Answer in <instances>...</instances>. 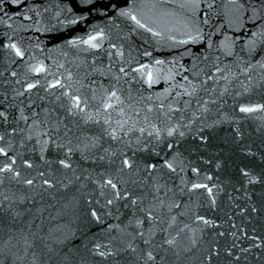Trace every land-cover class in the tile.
Masks as SVG:
<instances>
[{"label": "water", "instance_id": "95a60500", "mask_svg": "<svg viewBox=\"0 0 264 264\" xmlns=\"http://www.w3.org/2000/svg\"><path fill=\"white\" fill-rule=\"evenodd\" d=\"M208 3L213 4L211 9L207 8ZM236 3H244L247 10L236 13L232 0H199L198 8L190 6L188 0H92V4H86L84 0H25L20 6L6 0V4L0 6L7 12V16L0 12V41L3 44L16 42L26 51L21 60L12 50L0 44V100L4 101L0 104V110H6L9 119V123H0V132L8 129L11 133L13 127L17 129L5 141H0V147H6L10 142L12 147L8 149L9 156H17V170L21 171L22 176L35 178L32 188L14 180H6L4 184H0V201H3L2 194L24 197L22 203L15 200L11 209L0 210V259L4 264H31V252H36L44 264H82V261L83 264H113V261L125 264V261L135 260L130 251L120 253L109 261H101L89 251L97 241L108 242L103 231L108 224L124 228L129 217L128 210L123 208L124 201H120L117 206L124 215L117 213L113 207V215L102 216L104 223L98 224L90 216L89 208H99V205H89L88 201L100 199L101 204L104 201L97 195L98 186L83 178L91 174L96 179L106 171L115 178L122 154H127L140 164V168L134 173L127 168L121 173L128 180L126 187L138 194H145L148 197L145 204L154 202L151 200L152 195H159L165 201L157 215L162 216L166 222L160 224L158 220L157 225L164 227L166 231L157 232L153 240L158 245L162 243V237L175 239L177 246L174 251H179L180 257L158 249L154 253L157 255V264L160 255H165V264H204L205 250L216 240L223 246L233 239L231 236L218 237V232L239 229L238 247H248L251 244L249 239L243 237L245 231L249 236H264V111L242 113L239 110L241 106L264 104V10L258 11L257 18H251V7L255 5L259 10L264 0H236ZM133 6L143 22L154 31L162 33L160 37H154L144 29L136 28L127 18L118 16L119 9ZM205 13L209 21L207 24L203 23ZM237 15L240 16L239 20L236 19ZM192 26L202 30L204 39L195 44H180L179 41L188 38L187 33ZM98 29H103L110 38L101 41L103 48L99 51L81 43L88 35L96 34ZM192 34L195 35L194 32ZM8 37L12 38L11 41ZM169 37H175V40ZM209 39L213 45L211 49L207 47ZM110 42L123 44V58L115 54L116 50L108 47ZM145 51L152 55L144 56ZM108 52L112 53L111 58L108 57ZM204 55L209 59L204 60ZM158 59L165 63L157 65L155 61ZM41 62L49 72L56 74V78L72 84L68 91L75 92L78 89L77 94L88 98L85 113L92 116L93 121L99 120L102 123L110 112L113 127L116 126V120L126 117L120 116L118 110L106 112L103 109L102 97L106 91L116 90L125 99V112L132 117V121L142 122L143 117L148 115L149 122L155 123L160 129H164L170 122L163 117L156 120L155 111H147L149 105L155 106L163 101L166 106L172 104L173 107H181L184 101H192V106L185 109L184 115L193 119L194 123L188 128L179 129L185 131V137L181 138L176 134L174 138H168L166 133L161 134L165 142H178L179 151L183 153L184 171L172 174L173 180H169L166 168L158 169L154 174L160 183L168 182V189L171 190L166 195L164 191L150 193L147 188L140 186L147 184L150 187L155 182L148 179L143 164L161 163L164 158L171 160L175 152L166 150L160 157H156L154 154L135 151L140 147L136 143L137 139L143 144L146 134L141 136L138 131H134L125 136L120 133L123 140L112 141L103 132L101 124L93 121L85 123L87 117L79 112L69 115L65 108L60 107L61 104L67 105V98L56 99L64 90L48 89L45 74L37 76L29 71V65ZM139 64L151 65L147 71L159 77L151 86L146 83L147 76L143 75V70L139 73L132 72ZM121 66L128 72L127 77L118 73ZM216 67L221 72H216ZM97 69L103 70L105 74L102 75ZM12 72H16L17 76H12ZM69 73L71 80H68ZM114 74H119L121 79L116 81ZM184 76L188 77L187 81L183 79ZM224 76L228 79L225 80ZM36 79H39L42 86L27 92L26 84ZM52 79V76H47L48 81ZM206 79L207 84L200 87L201 81ZM189 81L197 85L195 96H177L178 92L183 94L185 88L191 91ZM20 92L24 95H18ZM129 92L139 102L136 105L140 110L139 115L127 106L129 101L126 97ZM93 93L95 99L92 98ZM197 100L201 104H197ZM204 101H208L210 112L206 114V119H196L195 117L200 116ZM21 110L29 118L27 122L20 118ZM45 110L51 114L48 123L33 125L34 119L45 118ZM164 111H167V107ZM34 112L39 113V116L34 117ZM57 117L60 121V137L71 140L74 147L79 144L83 149L94 137H102L99 147H89L84 151L89 159H82L79 151L71 155L74 173L58 164L49 167L39 158L36 140L47 139L41 133L49 130ZM132 121L125 128L130 127ZM175 122L176 118L173 116L171 123ZM182 123L187 124L188 120L185 119ZM65 125L70 131L66 132ZM140 126L147 127L143 123L137 125ZM107 127L108 125H103V128ZM21 129L24 131H20ZM29 134L33 136L32 140H27ZM200 135L207 137V142L200 141ZM152 143L156 144L154 137ZM33 147L36 148L35 152L32 151ZM160 148H163V144H160L157 151ZM103 149L108 151L104 152ZM99 156H105V160H97ZM22 158L32 160L36 167L27 169ZM109 161L113 163L110 164ZM5 162L6 158L0 156V165ZM192 167H198L200 174L193 173ZM37 171H44L46 175L51 172L59 183L55 188L43 191L39 187L42 181L36 175ZM244 171L248 172V176L243 175ZM77 176L81 180H77ZM208 176L212 179L208 180ZM181 179L185 181L184 184ZM133 180L137 183L133 184ZM249 180L252 182L249 183ZM192 182L207 183L213 187L216 204L211 205L203 189L190 193ZM181 188L184 189L183 192L180 191ZM173 201L180 204V207L168 212L167 205ZM7 203L4 201L5 207ZM253 206L259 211H251ZM14 211H20L21 215L15 216ZM197 213L214 220L217 226L205 227L195 221ZM172 216L176 217V223L169 227ZM185 223L189 227L180 232ZM233 223L236 229L231 227ZM147 227L148 225L144 226L145 229ZM134 230L135 226L127 228L128 232ZM111 235L116 237L113 244L117 247L131 242L134 246L148 249L138 238L131 240L119 231H113ZM22 236L28 237L32 244L28 254L24 251L26 245ZM192 239L196 241L194 245L191 243ZM48 248L52 249L51 253ZM187 248L191 251H185ZM259 251L252 249L247 254L248 260L243 264H264ZM17 256L20 259H16ZM64 256L69 257L67 262L62 259Z\"/></svg>", "mask_w": 264, "mask_h": 264}, {"label": "snow or ice", "instance_id": "6c2138e0", "mask_svg": "<svg viewBox=\"0 0 264 264\" xmlns=\"http://www.w3.org/2000/svg\"><path fill=\"white\" fill-rule=\"evenodd\" d=\"M10 2L13 5L20 6L22 5L25 0H10ZM86 4H92V0H84ZM236 13H240L241 10H247L245 8L244 3H236V0H232ZM6 0H0V6L5 5ZM188 4L192 6L193 8H198L199 0H188ZM184 5H182L183 7ZM108 7V6H103ZM113 7H115L113 5ZM213 7L212 3L207 4V8L211 9ZM99 11V9H97ZM264 10V3H261L258 8L253 5L251 7V13L252 19L257 18L258 11ZM0 12H4L3 7H0ZM4 16H7V12H4ZM118 16L122 18H127L129 21L133 22L136 26V28H141L147 31L148 33H151L154 37H160L162 35L159 31H154L152 27H150L146 22H143V20L136 14L135 8L129 7V8H121L118 11ZM25 19H31V17H24ZM2 19V17H0ZM237 20L240 19V16L237 15ZM76 21H72V23H75ZM209 21L207 19V13L204 14L203 23L207 24ZM5 23H7L5 21ZM8 27H11V25H8ZM135 29H132L134 31ZM195 33L193 35L192 33ZM5 35H7L5 33ZM187 39L179 41L180 44H189L190 42L192 44H195L198 40H203L204 36L202 34V30L198 27L192 26L191 31L187 33ZM9 41H11V37H8ZM110 39L108 37V34L103 29L96 30V34L88 35L87 39L81 40V43L86 44L89 46L90 49L93 50H101L103 48V45L101 43L102 40ZM171 40H175V37H169ZM70 43H75V41H70ZM0 44H3L2 41H0ZM212 41L209 39L207 42V47L209 49L212 48ZM3 47L8 48L12 50L17 57H19L21 60L24 59L26 55V51L16 42H10L7 44H3ZM108 47L110 49L116 50V55L123 58L124 57V51L123 44L118 43H112L110 42ZM108 57L111 58L112 53H107ZM144 56H151L152 54L148 51H145L143 53ZM204 60L209 59L207 55L203 56ZM155 63L157 65H162L165 63L163 60H156ZM29 71L32 73L37 74L39 76L40 74H45L46 79V85L48 89H62L64 91L61 92L60 96H57L56 99L60 100L61 97L67 98V105L61 104V108H65L67 113L69 115H76L78 112L84 114L87 118L85 120V123L88 121H93V117L90 115H87L85 113V109L88 107L89 100L86 97L81 96L78 93V89L75 92L68 91L67 89L72 88L71 83H66L63 81L62 78H56L55 73H51L48 71L47 67L41 62L36 65H29ZM62 67V66H61ZM151 65L146 64H139L138 67L133 68V73H139L143 70V75L147 76L146 83L151 86L153 83H155L159 77L154 76L153 72L147 71ZM111 68V65H109V69ZM216 72H221V69L219 67H216ZM97 71H100L102 75L105 73L101 69H97ZM118 73L123 74L125 77L128 76V72L125 70L124 67L118 68ZM119 74H114L113 78L116 81H119L121 79V76ZM12 76H17L16 72L11 73ZM52 76L53 79L51 81L47 80V76ZM143 78V76L141 77ZM225 80L228 79L227 76L223 77ZM184 80H188L187 76H184ZM208 79H211L209 77ZM68 80H71V73L68 74ZM20 81H17L19 83ZM128 83V81H126ZM207 84V79L201 81L200 87H203ZM40 85L39 79H36L34 82H28L26 84V91L31 92L32 90L36 89ZM82 86V85H81ZM183 87V85H181ZM189 87L191 88V91L188 90V88H185L184 93H177V96L181 95H187L188 97L195 96L197 92V85L193 84L191 81H189ZM226 90V89H225ZM167 91V90H166ZM18 95H24L23 92L18 93ZM93 99H95V93H93ZM126 99L129 101L128 108H130L133 112H135L137 115H139V108L136 106L139 102L135 101L134 98L131 96L130 92L129 95L126 97ZM114 101V102H113ZM4 101L0 100V104H3ZM197 104H201L200 100L196 101ZM212 103H215V101H212ZM102 106L103 109L108 112V110H118L119 115L122 117H126V119H118L116 120L115 124L116 126L113 127L110 115L111 113L108 112V118H105L103 122L99 120L93 121L96 124H101V128L103 132H105L108 136V138L112 141H122L123 137L120 135V133H123L125 136H127L129 133H133L134 131H138L141 136H145L146 139L144 140L143 144H141L140 140L137 139L136 143L140 145L138 149L135 151H143L148 153L149 155H155L156 157H160L162 152H165L166 150H171L175 152V155L172 157L171 160L164 158L161 163H155V162H146L143 164V170L146 172L147 177L149 180L155 181L151 184L150 187H148L147 184L140 185L141 187L147 188V191L150 193H160L161 191L165 192V195L167 194V191H170L171 189H168V182L160 183L159 180L156 179L155 173L158 169H167L169 180H173L174 177L172 174H178L179 172L184 171L183 160L182 156L183 153L179 151V144L175 140L165 142L164 139H162V132L166 133V136L168 138H174L176 134L179 135V137L183 138L185 137V131H181L179 129L188 128L192 123H194V120L189 118L188 116L184 115L185 109H188L192 106L191 100H186L183 102V105L181 107H173L172 104L165 105L163 101H161L159 104L152 106L149 105L147 108V111L149 113H153L155 111V119L161 120V117H163L164 120H167L168 124L165 125L164 129H160L156 126L155 123L149 122V116L145 115L143 117V121L135 120L132 121L131 116H127L125 112V99L121 97V95H118L116 90L106 91L104 96L102 97ZM167 107V111H164V109ZM240 112L242 113H252L257 110L264 111V104H258L254 107L252 106H241ZM52 111H55L54 109ZM46 116L44 119H34L33 125H44L48 123V120L51 118V114L48 113V110H45ZM210 112V108L208 107V101L203 102L202 110L200 111V116L195 117V113L192 115L196 119H206L207 115ZM34 117H38L39 113H33ZM173 116L176 118L175 123H171L173 121ZM22 120L27 122L29 119L27 116L23 115V111L21 110V117ZM185 119L188 120L187 124H183L182 121ZM129 121H132V124L130 127L125 128V125L128 124ZM163 122V120L161 121ZM0 123H9L8 119V113L6 110H0ZM146 124L147 127H137L139 124ZM59 118L57 117L56 122L53 123L50 126L49 130H44L41 135H44L47 137V139L36 140V144L39 145V158L45 165H48L49 167L53 164H58L63 169H71L73 170V173L75 172V169H73V164L70 160L71 155H73L75 152L79 151L81 152V158L82 159H89L88 156L84 155V151L88 150L89 147L96 148L99 147V142L102 137L96 136L94 137L93 141L90 142V144H85L83 149L80 148L79 144H77L75 147L72 145L71 140H64L60 137V128H59ZM103 125H108L107 128H103ZM67 131H70L67 129V125L64 126ZM152 129V130H150ZM154 130V131H153ZM17 129L13 127L11 129V133H9L8 129H4L3 132H0V141H5L6 137L16 133ZM20 131H24V129H21ZM200 131L202 132L203 129L201 128ZM156 139V144L152 143V138ZM33 136L29 134L27 136V140H32ZM79 139V138H77ZM200 141L207 142V137L200 135L199 136ZM129 144L131 141L128 142ZM160 144H163V148H160L159 151H157V148L160 146ZM24 146L23 144L21 145ZM12 145L9 142L6 147H0V156H3L6 158V162L3 165H0V184H4L7 181H16L17 183H23L24 185L28 186L29 188H32L35 183V178L30 176H22L21 171L17 170L15 167L17 156H9L8 149L11 148ZM32 151L35 152L36 148L33 147ZM104 152H107V149H103ZM63 153L61 156L60 154ZM50 154V155H49ZM20 155V154H17ZM135 155V152L133 153ZM99 161L105 160V156H99L96 158ZM179 162V165H178ZM22 163L24 166H26L27 169H33L36 167L34 165L33 161L27 158H22ZM109 163H113V161H109ZM125 168L129 170V172H135L137 169L140 168V164L136 162V160L131 159L127 154H122V159L120 161V166L116 170L115 178H113L112 175H110L107 171L100 175L99 178L94 179L91 174L85 176L83 179L87 182L94 183L98 186L99 191L97 193L98 197L102 198L104 203H100V199L89 200V205H92L93 203L99 205V208L97 207H90L89 212L90 216L98 223L103 224L104 221L102 219L103 217H110L113 215L112 208L115 207L117 213H120V208L117 206L118 202L124 201L123 208L128 210V220L127 224L124 228H120L119 225H112L108 224L106 228L103 229V231L106 234L107 243H102L100 241H97L93 243L92 248L89 250L93 256H98L101 261H109L110 258H114L118 256L120 253H127L130 251L131 254L135 256V260L133 261H125V264H140L142 261L143 264H157V255L154 253L157 252L159 249L163 253L172 252V255L176 256L177 258L180 257L179 251H174V249L177 246V241L173 238H166L162 237V243L161 244H155L153 237L157 234V232H164L166 229L164 227H160L157 225V221H160V224H164L166 221L162 216L157 215V211L162 209L165 205V201L160 199L159 195H152L151 200L154 202H150L148 204H145V200L148 199V197L143 193H136L133 189H129L126 187L128 184V180H125L121 173H124ZM87 171V170H85ZM191 171L197 175L200 174V169L198 167H192ZM36 175L40 178L42 181L39 185V187L43 191H48L49 189H53L56 187V184L59 183L55 179L54 174L49 172L48 175L44 171H37ZM163 173H161V176ZM244 176H248V172H243ZM51 176V178H49ZM77 180H81L80 176L76 177ZM208 180H211L212 177L208 176ZM252 181L249 180V183ZM71 183V181H69ZM133 184H136L137 182L135 180L132 181ZM181 183L184 184L185 181L181 179ZM67 187V185H64ZM83 186V185H82ZM203 189L204 192L207 194L211 205L216 204V198L215 194L213 192V187H210L207 183H197L192 182L189 192L190 193H197L198 190ZM181 192L184 191L183 188L180 189ZM3 195V201H0V210L7 211L8 209H11L13 207V203L15 200H20L22 203L24 200L23 196L16 197L13 195L8 194H2ZM4 201H7V206L5 207ZM180 204L175 203L174 201L169 203L167 205L168 212H171L173 208H179ZM26 211H30V209H26ZM244 211H247L245 209ZM251 211L257 212L259 211L254 206L252 207ZM184 213H181L183 215ZM15 216H20V211H14ZM120 215H124V213H120ZM119 218V216H117ZM195 221L200 222L205 227H216V222L214 220H210L206 218L205 215L197 213L195 215ZM176 223V217H171V223L168 225L169 227H172ZM148 225V227L145 229L144 226ZM135 226V230L132 232H128L127 228ZM188 224H184L183 228L180 229V232H182L185 228H188ZM231 227L233 229H236V225L233 223L231 224ZM143 229V230H142ZM113 231H119L123 233L124 235L131 238V240H136L137 238L142 242L143 245L148 246V249L140 248L139 246H134L131 242L125 244L122 247H117L115 244H113V241L116 239V237L112 236L111 233ZM195 231V230H193ZM239 229H236V231L232 232H218V237H225V236H231L233 239L231 243H225L223 246L220 245L219 240H216L208 249L205 250V254L203 256V262L204 264H243V262L248 260V253L252 251V249H257L259 251V256L261 259H264V236L261 235H252L249 236V234L245 231L243 233V237L245 239H249L251 241L250 246L244 247L240 246L238 247L237 240L239 237L237 236V232ZM255 231V229H253ZM147 232V237H146ZM179 234V233H178ZM21 239L24 241L26 247L24 249L25 253L28 254V249L32 247V244L29 242L28 237L22 236ZM191 243L194 245L196 243L195 239H192ZM164 245H167L168 247L165 248ZM111 246V247H110ZM7 248L8 246L5 245ZM45 247H47L45 245ZM185 251H191L190 248L185 249ZM48 252L51 253L52 249L48 248ZM239 253V254H238ZM31 264H44V262L40 259V256L36 252H31ZM6 259V257H5ZM16 259H20V257H16ZM62 259L67 262L69 260L68 256L62 257ZM166 257L165 255L159 256V264H165ZM0 264H4V261L0 259ZM83 264V261H82ZM113 264H119L118 261H113Z\"/></svg>", "mask_w": 264, "mask_h": 264}]
</instances>
